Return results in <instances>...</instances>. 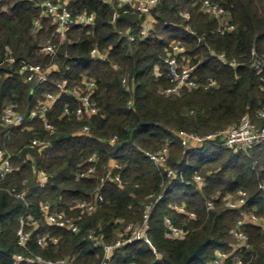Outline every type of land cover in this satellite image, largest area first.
I'll list each match as a JSON object with an SVG mask.
<instances>
[{
    "label": "trees",
    "instance_id": "1",
    "mask_svg": "<svg viewBox=\"0 0 264 264\" xmlns=\"http://www.w3.org/2000/svg\"><path fill=\"white\" fill-rule=\"evenodd\" d=\"M204 1L160 0L152 11L151 35L144 38L139 28L147 20L145 15L125 14L105 0H71L73 15L94 14L96 20L91 27L72 28L63 41L52 20L41 17L35 2L0 1V149L13 155L15 168L4 188L27 193L24 202L0 192V264H15L16 256L34 255L102 264L103 249L94 248L89 235L94 232L104 244H114L123 225L141 222L147 198L160 194L163 198L150 220V242L116 250L109 264H212L217 251L230 252L237 242L233 231L242 214L228 210L225 199L239 191L248 193L244 212L256 214L262 222L244 227L250 248L236 257L244 264H264V192L259 189L264 181V144L252 152L235 154L221 146L186 150L178 137L180 132L216 134L246 114L264 125L259 118L264 111V73L259 75L251 68L253 50L264 58V0H209L226 8L236 26L225 36L216 32L218 22L202 11ZM115 13L118 18L113 23ZM185 13L190 20L184 18ZM37 19L42 28L34 32ZM48 44L58 46L55 54L45 53ZM174 45L186 49L201 83L213 78L217 86L209 91H186L179 97L167 95L173 83L161 58ZM95 49L107 54L106 58L94 57ZM10 58L17 62H8ZM19 61L42 67L57 64L59 72L36 87L25 82ZM158 66L164 72L162 78L156 76ZM84 80L96 82L92 100L98 114L83 120L65 117L67 107L81 106L73 94L85 90ZM59 85H65L69 95H63L47 116L57 127L55 134L45 131L39 119L18 128L3 125L6 105L16 104L27 115L49 93L58 95ZM37 138L49 141L52 148L44 153L28 149ZM166 144L171 147L169 162L160 167L146 153ZM92 157L97 159L96 174L79 180ZM111 160L121 165L114 175H120L122 187L102 182ZM167 169H184L185 183L172 187ZM36 171L50 176L47 187H40ZM196 174L206 180L202 191L197 189ZM97 193L104 202L84 217L80 234L45 222L42 204L57 203L59 210L73 217L77 213L71 211L74 204L92 201ZM208 201L214 202L213 210L207 209ZM176 205L186 206L196 218L174 211ZM167 215L174 217L177 226L190 230L184 239H165ZM27 216L35 219L37 227L25 228L31 239L22 248L18 233ZM45 237L59 241L44 248L38 242ZM227 264H234V259Z\"/></svg>",
    "mask_w": 264,
    "mask_h": 264
},
{
    "label": "built area",
    "instance_id": "2",
    "mask_svg": "<svg viewBox=\"0 0 264 264\" xmlns=\"http://www.w3.org/2000/svg\"><path fill=\"white\" fill-rule=\"evenodd\" d=\"M1 1V0H0ZM35 2L36 6L41 10L42 18H50L53 25L55 26L56 35L63 41L66 39L67 33L74 27L88 28L95 24L96 17L94 14H82L73 15L69 11V5L71 0H28ZM107 3L116 5L118 9H124L125 14L138 13L145 15V22L140 26L139 31L141 36L147 38L151 35L153 29V20H149L152 16V11L160 4V0H105ZM202 11L209 14L214 20L218 22L217 33L225 36L233 33L236 26L231 23L230 15L226 8L213 4L209 0H205L201 7ZM184 18L190 20V15H183ZM41 18V19H42ZM118 15L115 13L113 17V23L117 21ZM41 19H37L33 24V31H38L42 28ZM189 31V29H188ZM131 41H134V36H129ZM58 46L48 44L45 48V53L55 54ZM94 57L106 58L107 54L101 52L98 49L92 51ZM252 62L251 68L257 73H264V58H260L256 51H252ZM221 61L226 62L224 55L219 56ZM10 63H16L14 58L8 59ZM21 66V73L26 76L25 82L30 83L36 87L45 84L49 77L53 73L59 72L57 64H52L46 67L41 65L31 64L25 61H19ZM161 62L168 69V76H170L173 86L168 88L165 93L169 96H181L186 91H193L203 89L209 91L217 86L216 81L213 78H209L204 84L201 83L194 76V67L191 64V59L187 56L186 49L180 45H174L171 49L166 51V55L161 58ZM3 64V63H2ZM0 64V65H2ZM234 65V64H232ZM156 76L162 78L164 72L158 66L155 69ZM85 90H77L73 95L75 99L81 104L78 108L67 107L64 111V116L69 118H77L83 120L87 116L91 117L98 114L99 109L96 107L92 100V96L96 89L95 81H83ZM60 92L58 95L48 94L44 101H40L27 115L22 114L18 111L16 104H8L5 106L2 112V122L5 127H21L27 121L42 120L44 130L49 132L51 135L57 132V127L48 121V114L51 112L53 107L59 101L63 95H69V91L65 85H59ZM264 90V87L262 88ZM131 105V102L129 103ZM259 118L264 121V111H260ZM88 127L84 128L83 133H87ZM178 137L181 141L182 146L187 149L200 150L202 148H210L212 146H221L235 154L249 153L264 144V125L254 121L253 118L246 114L240 122L233 124L223 130L218 131L216 134H212L206 137H201L189 132H180ZM114 142V140H112ZM30 150H37L39 153H44L52 148L49 141L41 138L33 140L28 146ZM171 154V147L169 144L164 145L160 150L156 152H147L146 156L148 159L157 166L165 167L169 162ZM13 155L4 149H0V192L6 191L11 196L26 202L27 193L17 194L14 189L4 188V183L8 176L11 175L15 168L13 166ZM90 167L86 172H82L78 179L93 178L96 174L97 159L92 157L88 160ZM118 170H121V165L115 160H111L108 165V171L103 178L102 182L111 181L117 186L122 187L123 181L120 175H114ZM37 181L41 188L47 187L50 182V176L45 171H36ZM167 178L170 180V185L177 186L184 184V169L177 171L174 169L166 170ZM194 180L199 191H202L206 187V180L199 174L194 176ZM259 189L264 192V181L260 184ZM163 198V194L151 195L147 198L146 202L143 203V216L139 224H127L123 225L117 232V241L114 244H104L102 239L97 237L93 232L89 235V240L93 242L94 248H102L104 252V261L102 264H109L114 253L118 249H122L126 246H132L137 242L143 241L146 243L150 242V220L153 210ZM104 202V197L97 193L92 201H79L74 204L71 208L72 212H77L75 216L70 217L65 211H61L58 208L57 203H44L41 205V211L45 222L49 226H55L74 234H80L82 232L81 222L84 217L97 210L99 205ZM248 193L245 191H239L234 196H228L225 199V207L230 211H240L242 219L238 222L236 229L233 231V237L237 242L232 246L230 252L217 251L212 264H227L228 261L234 259V264H244L243 260L236 257L238 253H242L244 250L250 248L249 236L244 231V227L247 224L258 225L262 220L256 214H247L244 212V208L248 205ZM215 208L214 202H207V209L213 210ZM173 210L179 214L189 215L190 219H195V213H189L186 206L176 205ZM33 224L35 227V219L31 216H27L26 219L22 220V227L19 230V246L26 248L31 239V233L26 232L25 225ZM165 232L164 237L168 241H176L184 239L190 230L186 227H179L176 225L174 217L167 215L164 219ZM36 229V228H35ZM56 238H41L39 239V245L47 247L49 242L58 243ZM156 253V252H155ZM159 258L161 254H157ZM15 264H75L74 260L65 258L58 261L45 260L43 257L34 255L32 257L16 256Z\"/></svg>",
    "mask_w": 264,
    "mask_h": 264
},
{
    "label": "rangeland",
    "instance_id": "3",
    "mask_svg": "<svg viewBox=\"0 0 264 264\" xmlns=\"http://www.w3.org/2000/svg\"><path fill=\"white\" fill-rule=\"evenodd\" d=\"M185 14H186V13H185ZM185 14H183V15H185ZM150 20H154V18H153V19L150 18ZM232 125H233V124H232ZM229 126H231V125H229ZM229 126H227V127H229ZM227 127H226V128H227ZM201 137H205V136H201ZM27 226H28V227H31V228H34V227H35L32 223L29 224V225L26 224V225H25V228H26Z\"/></svg>",
    "mask_w": 264,
    "mask_h": 264
}]
</instances>
